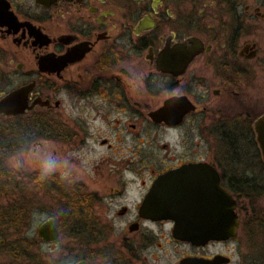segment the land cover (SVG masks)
Masks as SVG:
<instances>
[{
  "label": "flooded vegetation",
  "instance_id": "flooded-vegetation-1",
  "mask_svg": "<svg viewBox=\"0 0 264 264\" xmlns=\"http://www.w3.org/2000/svg\"><path fill=\"white\" fill-rule=\"evenodd\" d=\"M256 17L264 19L261 9L242 0H0V79L16 85L0 94L32 85L29 104L41 100L49 105L17 117L35 116L36 145L61 143L65 149L60 152L50 148L53 159L69 153L71 165L84 161L77 176L73 171L63 177L32 174L38 191L60 192L70 211L74 199L81 214L74 227L83 241L63 264L97 259L168 264V246L178 245L194 251H176L170 264L217 256L229 259L221 264H235L232 254L240 246L226 248L230 255L210 250L237 242L238 234L196 246L174 236L173 220L151 213L190 210L187 197L200 186L193 179L213 171L236 200L238 233L250 216L251 208L241 200L261 189L263 179L249 173L248 146L264 169L255 131L264 112L248 104V89L254 85L259 90L256 78L248 79L259 47L245 35ZM143 122L160 128L162 149L171 157L137 156L136 132ZM98 148L111 154L120 148L121 153L89 157ZM178 171L185 180L181 205H168L167 195L150 196L160 177ZM17 178L21 186L9 196L19 199L26 184L22 175ZM0 179V195H6V177ZM63 179L67 183L62 186ZM6 203L0 196L3 214L11 211ZM115 230L118 237H110ZM38 231L32 242L59 240L47 242ZM29 240L15 234L2 237L0 246L12 241L9 253L18 259L22 250L31 252L36 245ZM242 264H248L245 256Z\"/></svg>",
  "mask_w": 264,
  "mask_h": 264
},
{
  "label": "rangeland",
  "instance_id": "rangeland-1",
  "mask_svg": "<svg viewBox=\"0 0 264 264\" xmlns=\"http://www.w3.org/2000/svg\"><path fill=\"white\" fill-rule=\"evenodd\" d=\"M243 4H248L251 9L259 7L261 12L264 13V0H242ZM246 38L250 41H254L258 44L259 47V55L256 60L252 61V67L248 66V79L256 78V88L258 87L259 90H255V87L248 89V104L249 105H257L260 107L259 110L264 112V19H260L258 17L254 18L251 23H249L248 27L246 28ZM256 76V77H255ZM250 82V81H249ZM13 88L16 85L11 83L7 84L6 82L1 81L0 79V92L6 88ZM64 103L62 104L61 110L63 111ZM24 120L22 122H27L32 125V130L29 132L31 138L33 137L34 131V115H27L23 116ZM6 119V118H4ZM140 131L136 132V141H135V152L137 153L138 157H150L152 159H164L171 157L172 155H167L165 150L162 149L161 144V130L159 127H154L148 125V123L143 122L142 127L139 128ZM20 135L22 133L20 132ZM144 141L142 145H139V140ZM39 139L37 136L32 139L29 143L26 150L21 151L19 153L13 154L9 156L5 160V165L8 169H13L18 172L19 175L24 176L23 181L25 182V194H21L22 197H19V200L25 199L28 204H31L29 208H27V212L22 216L24 218V222H21L14 227L9 226L3 220V224H0V240L2 237L6 238H13L15 234H18V237H24L26 239H30L28 242H37L31 241V239H37V231L39 226L49 219L50 217H54L58 220L59 226L61 228V235L59 240L51 245L44 244L37 242L36 245L32 249V253L23 251L21 255V249L19 248L21 258H15L9 252L13 248L12 241H7L5 246H0V264H28L33 260L36 261H44L49 264H63L65 262L64 259H68L70 253L75 252L76 248L79 247L78 241H83L82 236H76L74 233H80V229H76L75 220L71 216L68 215L69 208H68V200L64 198L60 192L56 193H43L38 191L37 186L31 181L29 178L34 173H44L42 171V166L46 165L48 167H54L55 173H58L61 177L64 174H69L72 171L77 175L82 173L83 168V159H81V163L78 165H71L69 163V157L71 154L68 153L66 158L64 153H61L60 156L52 158V150L50 148L58 149L60 152L61 149H65L63 144H49L48 142L45 143V146L39 148L36 145V142ZM50 145V146H49ZM37 150V151H36ZM176 151L178 149L176 148ZM121 153L120 148H116L115 152L111 154L105 148L100 149L98 148L96 153L95 151H90L89 157H106L108 155L117 158ZM173 152L171 151V154ZM246 164L249 168L250 172L253 173L254 176L263 179L262 181H258L259 187L264 193V169L262 170L261 164L258 161L257 156L254 153V150L251 146L246 148ZM92 166V163L88 164ZM51 172V173H53ZM48 175V174H47ZM67 182L65 179L62 180L61 185H65ZM58 188V187H57ZM256 205L257 209L262 210V215L264 217V194L263 196L258 197L257 199L253 200ZM242 206L247 207L250 210H254L251 205L253 204L251 199H242ZM66 203V204H65ZM25 223V224H24ZM243 227L240 229L238 233V240L237 242H232L229 245H219L214 246L211 248V253L214 251H223L226 254H232L231 250H227L226 248L231 247H239L241 251L238 252L233 251L234 263L235 264H242V256H245L248 261L251 259V249L254 251L253 242L258 241L262 242L263 236L254 238L252 233L242 231ZM77 231V232H75ZM119 230H115L110 237H118ZM107 243V241H106ZM1 245V244H0ZM105 247V246H104ZM237 249V248H236ZM176 251H180L181 253H187L189 251L188 247L185 245H178V246H168L167 253L169 254L167 263H173L175 258L173 257L176 254ZM261 253L257 252L258 256H261L262 253L264 254V246L261 247ZM26 252V253H25ZM34 254V255H33ZM62 261V262H61ZM59 262V263H58ZM106 260L97 259L93 260L94 264H107Z\"/></svg>",
  "mask_w": 264,
  "mask_h": 264
},
{
  "label": "water",
  "instance_id": "water-1",
  "mask_svg": "<svg viewBox=\"0 0 264 264\" xmlns=\"http://www.w3.org/2000/svg\"><path fill=\"white\" fill-rule=\"evenodd\" d=\"M32 85L23 86L6 94H0V116L17 117L25 112L32 111L37 105L48 106L47 101L35 100L29 104L28 95ZM160 121L158 116L152 117ZM255 131L257 142L264 162V114L256 121ZM182 171L172 172L160 177L153 187L150 196L152 198L167 195L170 196L168 205H181L185 201L182 195ZM194 182H199V188H195L193 196H189L190 210L170 208L162 213H151L152 216L173 220L175 222L174 236L177 239L187 241L196 246H203L211 240L224 241L235 238L238 234L239 220L236 214V200L227 192L220 183L218 175L211 174L195 176ZM207 187H204L203 184ZM167 185V186H166ZM176 197V198H174ZM182 197V198H181ZM39 237L47 242L59 238V231L54 218L45 221L38 231ZM229 259L217 256L211 261L184 260L182 264H221ZM77 264H88L79 262Z\"/></svg>",
  "mask_w": 264,
  "mask_h": 264
},
{
  "label": "trees",
  "instance_id": "trees-1",
  "mask_svg": "<svg viewBox=\"0 0 264 264\" xmlns=\"http://www.w3.org/2000/svg\"><path fill=\"white\" fill-rule=\"evenodd\" d=\"M4 118L6 117H0V176L6 177L5 190L8 195L6 194L0 196L7 200L6 204H8L7 206L11 209V211H9L7 214L0 212V224L5 219V223L15 228L19 223L24 222V218L22 216L27 212V208H29L31 204H28L25 199L19 200L9 196L11 193H13V191L19 190L21 182L18 181L17 178L20 176L18 172L13 169H8L5 165V160L9 156L27 149L29 143L32 141V138L29 135V132L32 130V125L27 122H22L24 120L23 116L6 119ZM20 132L22 135H20ZM22 177L24 178V176ZM29 178L32 179V175ZM252 192H254V195L249 196L248 199L252 200L253 204L251 207L254 210H252L250 216L243 224L242 231H244V233H252L254 238L262 234L264 240V217L262 215V210L257 209V205L253 201L258 197L263 196L264 193L261 189H257L256 191L253 190ZM71 206V211L69 210L68 215L74 219L80 217L81 214L75 210L74 199H72ZM74 235L80 236V233H74ZM253 244L255 248H253L254 251L251 249V259L248 261V264H264V254L262 253L261 256L256 254L257 252H263L261 251V247L264 246V241L259 243L258 241H255ZM30 261L31 262L28 264H38L37 262H33V260Z\"/></svg>",
  "mask_w": 264,
  "mask_h": 264
},
{
  "label": "clouds",
  "instance_id": "clouds-1",
  "mask_svg": "<svg viewBox=\"0 0 264 264\" xmlns=\"http://www.w3.org/2000/svg\"><path fill=\"white\" fill-rule=\"evenodd\" d=\"M42 171L44 172L45 175L55 171V168L54 167H48L46 165H43L42 166Z\"/></svg>",
  "mask_w": 264,
  "mask_h": 264
}]
</instances>
